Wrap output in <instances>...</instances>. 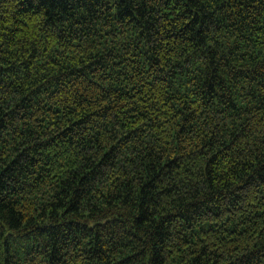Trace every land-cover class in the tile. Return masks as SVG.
<instances>
[{
	"label": "trees",
	"instance_id": "obj_1",
	"mask_svg": "<svg viewBox=\"0 0 264 264\" xmlns=\"http://www.w3.org/2000/svg\"><path fill=\"white\" fill-rule=\"evenodd\" d=\"M0 264H264V0H0Z\"/></svg>",
	"mask_w": 264,
	"mask_h": 264
}]
</instances>
